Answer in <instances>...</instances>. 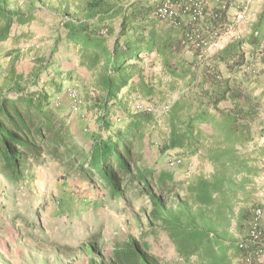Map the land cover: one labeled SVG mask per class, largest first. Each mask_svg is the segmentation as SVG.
Masks as SVG:
<instances>
[{
    "label": "trees",
    "instance_id": "16d2710c",
    "mask_svg": "<svg viewBox=\"0 0 264 264\" xmlns=\"http://www.w3.org/2000/svg\"><path fill=\"white\" fill-rule=\"evenodd\" d=\"M200 1L201 20L173 23L156 15L162 0H75L74 13L64 0L49 53L37 54L28 74L13 62L0 73L1 174L19 184L57 161L67 173L98 180L114 198L132 194L147 203L149 229L115 242L110 254L96 237L81 246L86 264H234L242 254L236 234L264 188L256 181L264 174V1L245 12L253 16L244 34L208 53L239 3ZM47 2L0 0V46L11 36L20 39L25 33L14 26L39 18ZM17 54L14 48L4 56ZM63 59L75 64L64 67ZM73 80L94 118L87 145L60 105ZM161 119L168 132L156 140L158 156L169 163L196 156L211 165L209 173L180 180L149 164L146 129ZM158 232L178 259L151 251L147 235Z\"/></svg>",
    "mask_w": 264,
    "mask_h": 264
},
{
    "label": "rangeland",
    "instance_id": "374dc122",
    "mask_svg": "<svg viewBox=\"0 0 264 264\" xmlns=\"http://www.w3.org/2000/svg\"><path fill=\"white\" fill-rule=\"evenodd\" d=\"M12 1L18 5L25 2ZM66 1L74 13L75 1ZM42 7L40 17L32 23L14 26L16 33H25L21 34L23 36L20 39L15 41L14 36H11L1 44L0 73L13 62L18 72L28 74L34 64V57L49 53L57 36L56 27L63 17L65 2L48 0ZM258 7L256 4V8ZM231 17L233 22L219 41L213 44L212 51L229 41L234 36L232 33L236 32V25L246 19L245 17L238 21L236 13L234 18L232 14ZM14 48L18 49L16 58L4 56L8 50ZM71 55L68 57L72 58ZM61 62L64 67L75 64L72 60L63 59ZM148 66L147 74L150 69ZM80 72L82 75L86 74L85 70ZM71 87L79 94V109L74 110L72 100L67 94L60 99V105L67 106L62 109L69 115L73 133L79 141L87 145L90 133L95 129L94 118L89 115L88 107L81 100L83 90L79 81L73 80ZM170 99L171 96L168 101ZM64 102L67 104L62 105ZM164 104L165 101L158 105V113H162ZM167 132L168 127L162 119L147 127L145 156L150 165L173 171L180 180H185L194 173H209L212 170L208 162L196 156L173 163H169L165 156H158L156 140L164 138ZM94 180L90 181L74 170L67 173L57 161H49L36 167L31 171L30 178L19 184L0 173V264H86L89 255L81 250V246L87 245L96 237L98 247L110 254L115 242L128 235L140 236L143 229H149L146 213L148 206L143 198L136 199L132 194H128L129 200L114 198L98 180ZM256 181L264 185V174L257 177ZM260 194H264V188L257 192V196L260 197ZM236 237H239V232ZM147 239L152 252L169 260L178 259L175 246L164 232L148 234Z\"/></svg>",
    "mask_w": 264,
    "mask_h": 264
},
{
    "label": "built area",
    "instance_id": "2783aa9c",
    "mask_svg": "<svg viewBox=\"0 0 264 264\" xmlns=\"http://www.w3.org/2000/svg\"><path fill=\"white\" fill-rule=\"evenodd\" d=\"M156 15L162 20L173 23L186 18L198 21L202 18V3L200 0H162ZM244 18V9L236 12L237 20ZM212 48L213 45H210L204 52H212ZM66 94L71 98L74 110H78L80 98L76 89L69 86ZM58 103L55 102L56 105ZM136 107L143 108V104L137 103ZM260 197L262 198L259 199L260 203L253 208L244 229L237 238V247L242 254L235 259L234 264H264V194H260Z\"/></svg>",
    "mask_w": 264,
    "mask_h": 264
},
{
    "label": "crops",
    "instance_id": "0c3cea01",
    "mask_svg": "<svg viewBox=\"0 0 264 264\" xmlns=\"http://www.w3.org/2000/svg\"><path fill=\"white\" fill-rule=\"evenodd\" d=\"M241 1L242 0H237V2L239 4L236 5V6H232L231 9H230V13L232 12L231 14L233 15V18H234L235 13L237 12V10H239L242 7L243 1L242 2ZM263 1L264 0H246L244 2L245 4H243V8L242 9H244L245 12H246V11H249V7L251 6L250 7V11H251L254 8H256V4H258V6H259L258 8H260L262 6ZM74 3H75V5L77 4V2H74ZM258 8H257V10H258ZM252 16L253 15H251V12H250V14L248 12L246 19L242 20V22L240 24L236 23L237 24L236 27H235L236 32L232 33L234 35L233 37L238 36L239 34L240 35L244 34V32L247 30L248 21L250 20V18H252ZM238 21H240V20H238ZM234 24H235V22H234ZM14 30H16V29H14ZM223 41H225V40H223ZM89 115H92V114L90 113ZM74 123H76V122H74Z\"/></svg>",
    "mask_w": 264,
    "mask_h": 264
}]
</instances>
